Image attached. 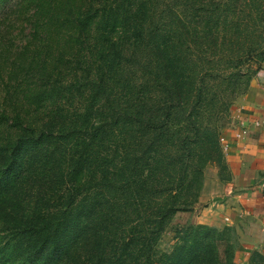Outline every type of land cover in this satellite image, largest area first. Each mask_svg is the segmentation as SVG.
Listing matches in <instances>:
<instances>
[{"label":"trees","instance_id":"obj_1","mask_svg":"<svg viewBox=\"0 0 264 264\" xmlns=\"http://www.w3.org/2000/svg\"><path fill=\"white\" fill-rule=\"evenodd\" d=\"M198 1L0 0L5 36H25L0 82V264H237L230 226L191 225L158 258L223 157L215 117L228 104L207 83L228 79L207 66L214 33L197 46ZM214 1L207 24L227 22L216 7L230 1ZM253 21L264 27V8ZM10 51L0 33V75Z\"/></svg>","mask_w":264,"mask_h":264},{"label":"rangeland","instance_id":"obj_2","mask_svg":"<svg viewBox=\"0 0 264 264\" xmlns=\"http://www.w3.org/2000/svg\"><path fill=\"white\" fill-rule=\"evenodd\" d=\"M216 1L218 0H215L214 2ZM219 1H221V3L223 4H227L228 1H230L231 3V7L226 13L224 12V10H219L216 7V12L218 14L221 13V15L223 13L227 22H225V20L224 22L223 20H221L218 23V19H214L211 24H207V11L212 9L210 5V0H199L197 2V5L201 8L200 13H197V15L195 16L196 11L193 10L192 12L193 17L195 18L197 26L200 30V34L202 36L197 46L201 47V42L205 39L206 34L213 32V35L215 36V40L211 42L212 49L208 52L210 56L207 60V66H210L213 74L216 77L224 76L228 79V83L225 82L224 84L222 78H213L209 83H207V88L209 90H213L214 93L217 92L218 94H220V96H222V98L220 99L222 100L221 103L226 101L228 104V107L226 109H222L217 114V117H215L217 125L220 127V130H222L226 129L233 123L238 99L246 92V90L250 88L254 79H256L259 73L264 69V60L260 61L259 56L256 55L258 52L261 51V49L264 48V27L258 26L253 21V18L257 14L258 10L263 9L264 6L261 7L260 4H258V2L254 0ZM184 9L181 10L182 13L180 16L183 17L186 25H192L191 23H189L190 19L186 18V16L189 15L190 11H183ZM3 13H0V22H2L0 23V33H2L3 45H11L10 60L6 62L5 69L3 64V69L0 75V82H2V80L4 79V85L1 86L6 87V84L9 82L10 76L7 67L10 65V63H12V57L17 56L19 54L18 49L24 42L25 36L24 33L18 32V29H16L17 26L14 28V36H16V38L13 39L12 31L9 32L10 37L5 36L8 35V32L4 30L3 21H1V19L3 18ZM238 16L240 19H243L242 28L243 31L245 30L244 33L250 34V36H246L244 41H240V44L234 46V51L231 50L232 52H230L228 48L231 47L230 43L231 40H233L232 35L234 33V30L232 28L234 27V20H236ZM29 30V27H27L26 32H28ZM4 36L6 37L5 40ZM221 36L224 37L225 44H222L220 46V43L222 41ZM257 41L259 42L258 48L254 53H252L254 57L250 58V43H255ZM64 43H67L66 40L64 41ZM67 45H69V43ZM32 53L33 52L29 53L28 55H34ZM236 73L239 74L237 76H234V74ZM27 75L28 74H26V76ZM225 87L227 89H225ZM242 88H244V90L242 92H238V90ZM2 94H5V90L2 91ZM220 140L223 151L221 163L220 161H218L210 164L207 167L205 171V181L202 188L201 196L199 198V202L195 205V209L186 212H178L171 220V223L169 224L162 238L158 242V258L163 253L171 252L176 246V244H178V242L180 241V236H184L187 228L191 225H207L218 228L228 226H213L201 223L199 221L201 210L213 200L212 197H206L204 191L208 189V191L213 192L212 183L214 175L217 174L222 181H225L228 178L226 149L224 147L225 142L222 140V136L220 137ZM239 245L241 246L240 241ZM243 251H240L241 254L237 259V264H249L250 256L252 255L253 251L246 257L243 256ZM155 264L161 263L156 262Z\"/></svg>","mask_w":264,"mask_h":264},{"label":"crops","instance_id":"obj_3","mask_svg":"<svg viewBox=\"0 0 264 264\" xmlns=\"http://www.w3.org/2000/svg\"><path fill=\"white\" fill-rule=\"evenodd\" d=\"M242 131L244 138H237ZM223 136L228 178L214 175L213 192L204 191L213 200L199 221L234 228L244 257L254 250L264 253V69L238 99L234 121Z\"/></svg>","mask_w":264,"mask_h":264},{"label":"built area","instance_id":"obj_4","mask_svg":"<svg viewBox=\"0 0 264 264\" xmlns=\"http://www.w3.org/2000/svg\"><path fill=\"white\" fill-rule=\"evenodd\" d=\"M245 134H246L245 131L239 132V133H237V138L243 139ZM222 140L224 141V138L223 137H222Z\"/></svg>","mask_w":264,"mask_h":264}]
</instances>
